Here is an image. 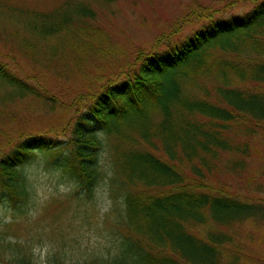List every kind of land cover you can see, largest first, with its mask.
I'll list each match as a JSON object with an SVG mask.
<instances>
[{
	"label": "trees",
	"instance_id": "16d2710c",
	"mask_svg": "<svg viewBox=\"0 0 264 264\" xmlns=\"http://www.w3.org/2000/svg\"><path fill=\"white\" fill-rule=\"evenodd\" d=\"M245 3L249 11L226 12ZM94 17L85 4L50 13L0 5V43L8 25L23 36L0 48L4 57L20 56L12 57L14 68L0 60V108L34 98L55 110L54 98L22 75L17 62L52 65L40 47L78 19ZM185 21L201 25L164 49L140 52L100 93L88 95L90 105L71 124L69 139L31 135L3 154L0 205L20 216L29 212L26 167L38 153L92 199L108 141L125 190L112 229L120 237L114 252L91 256L93 264H242L237 252L227 253L236 246L231 230L259 219L253 203L232 196L227 180L245 173L252 140L264 126V92L257 88L264 84V0H227L220 9L195 4ZM52 264L80 263L57 258Z\"/></svg>",
	"mask_w": 264,
	"mask_h": 264
},
{
	"label": "rangeland",
	"instance_id": "374dc122",
	"mask_svg": "<svg viewBox=\"0 0 264 264\" xmlns=\"http://www.w3.org/2000/svg\"><path fill=\"white\" fill-rule=\"evenodd\" d=\"M226 1L118 0L105 4L101 0H0L8 9L50 13L62 6L85 4L95 13L93 19H78L40 47V55L51 58L52 65L33 67L19 58L16 69L34 77L29 81L41 83L45 93L54 98L55 110L34 98L0 108V157L23 137L69 139L71 124L90 105L88 95L100 93L108 80L134 64L140 52L164 49L197 29L201 24L185 21L195 4L220 9ZM251 8L245 3L226 12L242 14ZM14 29L9 25L2 28L0 48L23 37L20 33L16 37ZM13 56L20 57L16 52L5 57L0 52V60L14 68ZM257 88L264 92V84ZM252 144L247 170L227 184L232 196L253 203L259 220H249L231 230L236 246L229 247L227 253L237 252L242 264H264V126ZM110 148L107 141L101 153L100 182L88 200L77 193L68 174L48 163L45 154H37L26 167L33 189L29 212L20 216L0 205V264H16L18 258L10 256L11 252L32 264H52L57 258L93 264L94 254L115 251L120 236L112 229H117L125 190L115 178Z\"/></svg>",
	"mask_w": 264,
	"mask_h": 264
}]
</instances>
